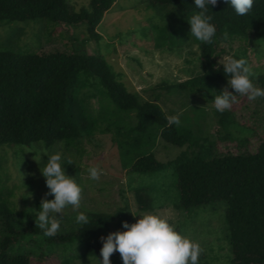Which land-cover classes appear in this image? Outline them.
<instances>
[{"label": "trees", "instance_id": "16d2710c", "mask_svg": "<svg viewBox=\"0 0 264 264\" xmlns=\"http://www.w3.org/2000/svg\"><path fill=\"white\" fill-rule=\"evenodd\" d=\"M68 1L0 0V22L47 20L56 24L85 25L88 38L98 42L102 36L97 28L116 0H87L88 6L79 7L73 0ZM143 3L147 8L171 5L181 12L199 11L194 7V0H143ZM208 14L213 17L216 34L211 44L200 42L198 45L201 72L181 82H160L149 90L156 93L149 99L130 91L117 79L112 63L100 54L76 48L73 39L70 50L44 47L26 56L0 52V149L10 145L31 147L40 142L48 147L59 142L74 147L80 140L92 143L100 122H107L121 138L113 140L119 154L131 162V156L142 153L159 137L165 144L183 150L166 162L157 159L152 152L140 155L127 172L153 173L172 167L179 190L177 209L190 212L198 207L224 203L232 264H264V139L254 152L226 150L218 153L217 142L230 139L229 128L237 124L229 110L220 113L212 107L216 118L213 133L210 137H200L194 130L172 123L160 103L165 91L184 101L190 94L198 93L207 104H213L214 96L222 91L219 82L228 80L223 66L216 65L217 46L239 36L252 39L264 36V0H255L245 16H237L224 0H218ZM236 54L234 51L232 57L241 58ZM256 82L264 89V74L258 76ZM90 95L100 102L101 111L97 116L89 110ZM105 110L111 111L115 123L107 121ZM129 112L135 113L136 124L123 130L121 118ZM1 179L0 221L5 235L0 239V264H31L32 256L7 252L18 239L11 237L17 232L13 224L15 215L3 199ZM133 197L140 212L154 209L147 190L137 188ZM87 216L88 224H78L74 232L59 238L76 239V247L82 250L79 258L100 257L101 237L125 230V221L135 223L128 204L115 213L94 211ZM22 233L26 231H20ZM224 239L227 243L226 233ZM42 257L45 256H39ZM110 258L115 262L121 256L114 252ZM206 258L201 254L198 262Z\"/></svg>", "mask_w": 264, "mask_h": 264}, {"label": "rangeland", "instance_id": "374dc122", "mask_svg": "<svg viewBox=\"0 0 264 264\" xmlns=\"http://www.w3.org/2000/svg\"><path fill=\"white\" fill-rule=\"evenodd\" d=\"M73 3L78 7L82 4L88 6L87 0H73ZM195 13L181 12L171 5L147 8L143 0H116L97 28L102 36L98 42L88 38L85 25L56 24L47 20L0 22V52L26 56L44 47L70 50L73 39L76 48L100 54L112 63L114 70L119 73H116L117 79L130 91L149 99L156 94L149 90L160 82H181L201 72L198 60L200 41L190 36V25L187 22ZM169 46L171 49L166 48ZM262 50L264 36L258 39L235 37L229 43L217 46L216 65L223 66L220 61L232 57L235 51L252 68L253 83L259 87L256 79L264 74ZM218 85L222 91L225 88L230 92L234 91L228 85V80L219 82ZM160 97L161 106L169 119H179L180 123L177 125L180 128H190L200 137H210L213 133L216 118L211 111L214 105L207 104L198 93L190 94L186 101L177 95H167L165 91H162ZM88 106L93 116L101 111L97 97L90 95ZM105 111L108 112L107 121L115 123L116 118H113L111 111ZM229 111L237 124L229 128L230 139L217 142V152H254L258 143L264 139V97L248 100L238 96L237 102ZM121 119L120 127L123 130L136 124L134 112L123 114ZM107 125V122H100L92 143L80 140L74 147L62 145L63 142L48 147L40 142L31 147L10 145L0 149V177L4 183L1 189L3 199L15 215L13 224L17 232L11 237L18 239L15 245L8 248V254L32 256L31 264H98L97 260L102 259L101 256L79 258L78 254L82 250L76 247V239H59L74 232L78 225V213L71 206L64 210L63 215L55 214L62 220L60 229L54 235L57 240L43 235L36 224V213L40 210L42 201L54 199V196L46 195L49 189L40 170L48 159L47 155H43L41 159L40 154L46 152L60 154L66 174L75 178L81 187V206L78 211L86 215L94 211L115 213L128 204L136 222L138 217L134 215L144 212L137 209L133 191L137 188L145 189L150 194L154 207L147 212L165 217L179 232L199 244L200 255H206L207 258L198 264H232L229 233L224 222V203L181 212L177 209L179 190L172 167L153 173L127 172L140 155L152 152L157 159L166 162L175 158L183 149L165 144L158 137L142 153L131 156L130 162L123 154H119V147L113 141L121 139L115 127ZM91 167L100 170L99 180L90 178L88 169ZM19 171L24 174V183ZM20 231L26 233L20 234ZM4 235L0 221V239ZM42 255L45 257L40 259L39 256ZM110 260L111 264H122L121 258H117L115 262L114 258Z\"/></svg>", "mask_w": 264, "mask_h": 264}, {"label": "clouds", "instance_id": "9594fccd", "mask_svg": "<svg viewBox=\"0 0 264 264\" xmlns=\"http://www.w3.org/2000/svg\"><path fill=\"white\" fill-rule=\"evenodd\" d=\"M224 2L237 16H245L252 10L255 0ZM217 3L218 0H194V7L199 11L191 15L187 22L190 25V36L202 43L211 44L216 34V27L212 23L213 17L208 12L212 11V7ZM225 36L227 37V33ZM220 63L223 64V71L228 77V85L234 91L230 92L225 88L214 96L213 104L217 112L223 113L231 109L238 96L246 97L248 100L264 97V89L254 85L253 70L245 59L228 57ZM171 122L180 123L177 118H173ZM43 155L48 157L43 169L40 168L49 189L46 195H52L54 199L42 201L40 210L36 213V224L43 230V235L51 237L58 232L62 223L55 214L63 215L69 206L78 213L76 215L78 224H88L89 218L84 212L78 211L81 206L82 189L75 178L66 174L61 164V155L42 152L41 159ZM88 172L92 180L100 179L101 172L96 167L89 168ZM20 178L24 183V174L21 173ZM134 216L138 217V220L131 224L125 221L123 223L125 230L101 237L102 259L97 260L98 264H111L110 257L114 252H119L122 264H198L201 253L199 244L179 232L165 217L150 212Z\"/></svg>", "mask_w": 264, "mask_h": 264}]
</instances>
